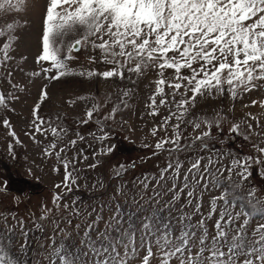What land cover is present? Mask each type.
I'll list each match as a JSON object with an SVG mask.
<instances>
[{"label":"snow or ice","instance_id":"obj_1","mask_svg":"<svg viewBox=\"0 0 264 264\" xmlns=\"http://www.w3.org/2000/svg\"><path fill=\"white\" fill-rule=\"evenodd\" d=\"M28 8L29 0H0V18L26 12ZM17 27L18 20L0 26V38H4L0 46V65L11 59L9 53L18 39L14 35ZM38 44L40 51L36 61L41 71L30 75L43 74L44 79L49 81L67 76L123 80L125 73L131 80L133 75L141 77L149 69L155 71L157 78L152 81L154 91L148 96L149 103L146 104L150 109L148 115L155 116L158 107L168 103V96L172 97L171 107L175 111L170 108L168 116L159 125L165 130V136L156 141L153 154L166 152L168 162L154 177L156 186L150 199L159 203L156 198L160 192L157 189L167 179L171 181L168 189L171 198L165 207L171 208L181 194L186 193L185 203L193 209L189 212L181 206L176 217L179 234L174 236L171 217L162 218L159 211L138 217L132 212L125 214L117 203L105 219L104 205L100 210L93 207L89 211L86 206L79 205L77 198H73L71 203L62 205L65 215L60 219L53 217L50 221L55 229L48 237L51 241L49 253L45 256L48 264H171L173 260L177 264H264V196L257 197L256 186L245 184L253 175V166L258 170L260 179L264 180V147L252 145L257 155L225 150L212 155L214 150L209 147L208 141L213 125L220 130L223 118L219 113L212 119L197 117L189 120L194 132L201 129V124L204 125V129L191 138H185L180 127L198 96L214 98L227 94L236 99L254 88L264 87V0H45ZM82 50L91 53L85 56L88 67L79 70L70 67L69 62L76 59L73 53ZM40 62H47L46 66ZM97 62L106 70L97 71ZM166 70H171L168 77L165 76ZM132 82L135 83V80ZM8 83L11 84L10 79ZM12 87L16 88V85ZM46 88L47 85L40 91L41 101L47 96ZM121 92L119 101L103 114L100 110L110 102V95L103 102L96 96H77L75 100H70V105L77 100L87 105L84 117L76 121L77 125L95 120L97 131L89 132L86 137L76 130L73 138L59 147L56 141L63 140L68 135V129L54 126L51 121L45 127L44 119L38 115L40 104L33 107L30 127L34 131L26 134L37 143V133L46 136L50 132L53 135L55 139L44 147L43 155L47 157L54 152L56 160L63 164V187L66 191L70 192L71 185L77 184L79 179L73 175L77 157L87 159L83 148H76L78 142H99L101 147L93 150L94 158L97 152L107 155L114 150V144L106 143L110 132L105 130L104 122L114 121L118 111L129 107L126 98L130 90L123 89ZM11 99H16L12 92L7 95L0 93V108L7 110ZM251 103H259L264 109V99L259 102L252 100ZM245 115L256 119L251 113ZM173 118L176 123L170 125L172 131L169 136L166 129ZM0 121L8 135L19 144L9 120L0 117ZM247 127L251 132L252 125L247 124ZM156 131L153 127L151 134L155 136ZM229 132L240 134L239 124L233 123ZM8 148L12 155L11 143ZM195 148L209 155L196 153L189 158L182 184L178 186L176 181L180 178L184 162L177 154ZM69 150H73L71 157L67 155ZM226 158L229 162L224 164ZM97 163L88 167L95 169ZM129 167H134V164L114 166L112 177H120ZM28 171L31 174V170ZM233 176L237 179L234 180ZM148 179L147 176L140 179L144 190L148 188ZM210 185L223 190L219 196L211 197L209 207L204 211L201 197ZM92 186L103 187V181ZM125 187L123 183L118 184L113 198L124 196L127 199ZM197 190L201 195H197ZM60 200V196L53 195L52 204L58 216L61 213ZM133 203H136L135 198ZM52 212L53 208L42 206L39 220H48ZM193 212L199 214L195 225L192 224ZM82 215L85 219L82 231L80 223L74 225L79 243L69 250L64 241L71 239V232L60 227V221L65 220L72 225V217L79 219ZM12 219L15 223L9 225L5 217L0 229V264H28L26 259L21 258L27 254L24 221L14 215ZM209 220L213 221L211 233ZM253 220L256 222L251 226ZM32 222L37 230L43 231V224L35 217H32ZM101 222L102 229L98 227ZM17 228L24 240L19 244L18 255L12 252V237ZM57 234L63 237L59 245L56 243Z\"/></svg>","mask_w":264,"mask_h":264},{"label":"rangeland","instance_id":"obj_2","mask_svg":"<svg viewBox=\"0 0 264 264\" xmlns=\"http://www.w3.org/2000/svg\"><path fill=\"white\" fill-rule=\"evenodd\" d=\"M45 7V0H29V8L26 12L12 13L7 18H0V26L11 20H18L19 27L14 32L18 37L15 41L13 50L9 55L11 59L6 64L0 65V93L7 95L12 92L16 99L8 101L9 108H0V117L9 120L12 130L20 143L8 135V131L0 121V229L3 228V219L6 217L8 224L15 223L12 219L13 215L17 219H23L24 228L27 231V254L22 259H26L28 264H48L45 256L48 255L51 241L48 237L53 235L55 225L50 221L53 217L60 219L64 216L62 205L71 203L73 198H77L81 207H87L89 211L93 207L100 210L103 207V216L105 219L109 216L114 206L119 203L125 214L134 213L138 217L151 215L154 211H159L162 218L171 217L172 226L175 229L173 235H178L179 225L176 223V217L180 214L181 206L189 212L193 209L185 203L186 193H182L180 199L171 207H165L171 198L168 189L171 187V181L165 180L161 182V187L157 189L160 192L159 203L150 199L154 196L152 191L156 186V179L159 170L166 166L168 155L166 152L153 154L154 145L157 140L165 136V130L160 129L164 117L168 116L169 110L175 111L171 107L172 97L168 96V103L165 106H159L155 116L148 115L150 111L146 107L149 103L148 96L154 91L155 85L152 83L157 77L154 70L149 69L143 76H132V79L108 78L102 79L93 77L91 79L80 76H67L59 80L49 81L44 79L43 74L40 76H32V72H40V65L36 61L40 48L38 44V33L40 29L41 15ZM28 21L25 24V21ZM4 38H0V46H2ZM91 53H85L83 50L79 53H73L76 59L69 62L70 67L74 69L87 68L85 56ZM46 66L47 62H40ZM97 71L106 70L99 62L95 64ZM11 73L9 76L8 74ZM171 70H166L165 76H170ZM11 80V84L8 80ZM135 80V83L132 82ZM12 85H16L13 88ZM47 96L44 100H40L39 94L42 88ZM130 90L129 97L126 98L129 107L117 112L114 121H106L105 130L110 132L109 140L106 143L115 145L114 150L107 155H99L93 157V150L101 147L99 142L94 140H86L78 142L76 148H83L86 160L77 157L75 162L76 171L73 175L78 176L77 184L71 185V191H66L63 187L65 169L62 163L56 160L54 152L52 155L45 157L43 155L44 147L52 142L55 138L48 132L47 135L37 133L34 142L31 133L34 131L30 127L33 117L32 109L39 103L38 115L47 122L51 121L54 126L60 125L68 129V135L63 140H57L59 147L66 144L68 139L73 138V132L78 130L81 134L88 136L89 132H96L95 120L87 124L81 123L77 125L76 121L82 120L85 113L86 102L76 101L69 104L70 100H75L77 96H96L101 102L106 96L110 95V102L101 108L100 112L110 110L113 103H117L122 94L121 90ZM168 89L165 86V94ZM190 95V93H189ZM159 97H157V100ZM179 100L180 96L177 95ZM264 99V87H257L247 93H243L239 98L232 99L227 94L224 96L207 97L196 99L195 106L189 107L184 123L180 125L182 134L185 138H191L193 135L199 134L204 129L194 132L192 125L188 123L194 118H215L219 113L221 120L220 130L215 125L210 129L211 139L208 141L209 147L214 151L225 150L242 154L257 155L252 145L264 147V109L259 103L253 105L252 100ZM247 105V107H245ZM251 113L256 119L246 116ZM95 115V114H94ZM176 123L175 119L169 121L166 129L167 134L171 135V124ZM233 123L240 126V134L229 132V128ZM247 124L252 125L251 132ZM156 127V135L151 134V129ZM99 134V133H97ZM247 136V140L244 137ZM12 144V155L9 154L8 145ZM147 145V147L145 146ZM167 147V146H166ZM55 151V150H54ZM196 153L207 156L208 152H200L198 148L186 150L178 153L179 158L184 162L181 169L180 178L176 181L179 186L183 181V173L188 167V159L193 158ZM64 155V154H62ZM67 155L71 157L73 150H69ZM98 160V163H97ZM229 159L226 158L223 163L227 164ZM97 163V167L92 169L88 165ZM134 164V167L127 168L126 171L118 178L112 177V169L119 164ZM204 163V161H202ZM219 166V165H218ZM31 170L29 174L28 170ZM55 169V170H54ZM72 170L70 165L69 171ZM253 175L246 185L256 186V196H264V180H261L258 170L253 166ZM147 176L148 188L144 190L140 186V179ZM167 176V174H166ZM227 176V172L224 173ZM233 179L237 177L233 176ZM103 181V187L93 188V183ZM5 181L7 185L5 186ZM125 185L127 199L124 196L113 198L118 184ZM60 185V187H56ZM223 188H213L209 186L207 191L202 193V209L206 211L209 207V201L213 196H219ZM143 193V199H141ZM61 197V213L56 214L52 204L53 195ZM197 195H201L197 190ZM135 198L136 203H133ZM231 199V197H229ZM53 208V212L49 214V219L40 221L41 208ZM32 217L36 221L43 224V231L37 230L32 222ZM199 219V214L193 212L192 224L195 225ZM253 220L252 225H255ZM81 224V231L85 223L84 216L79 219L72 217V225H68L65 220L60 221V227L68 228L71 232V239L65 240L64 243L72 250L78 245L79 238L76 236L74 225ZM213 221H208L209 232H212ZM103 228V222L98 226ZM58 231V230H57ZM95 238V232L92 233ZM63 237L56 235V243L59 245ZM24 243L23 237L17 228L15 235L12 237V252L18 255L19 244ZM58 264V262H57ZM171 264H177L175 260Z\"/></svg>","mask_w":264,"mask_h":264}]
</instances>
